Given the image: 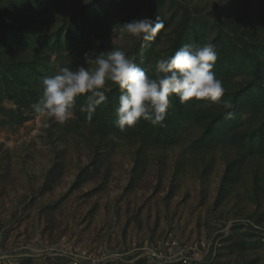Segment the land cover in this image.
Here are the masks:
<instances>
[{
    "label": "rangeland",
    "instance_id": "1",
    "mask_svg": "<svg viewBox=\"0 0 264 264\" xmlns=\"http://www.w3.org/2000/svg\"><path fill=\"white\" fill-rule=\"evenodd\" d=\"M93 1L61 0L60 10L42 18V35L72 21ZM150 1L105 0L99 25L82 46L75 44L83 55L74 69L94 66L85 64L86 56L116 48L133 56L135 46L143 43L152 45L148 72L156 74V61L169 52L184 11L175 0L154 6ZM179 2L191 12L193 43L197 39L198 45L212 44L218 34L212 24L216 14L233 21L244 13V27L260 21L264 36V0ZM21 8L28 12L33 6L25 2ZM153 10L165 24L153 40L121 31L122 24L133 19H153ZM8 35L10 30L1 25L2 44ZM245 62L218 71V78H226L225 91L250 78L251 64ZM3 106L14 105L5 98ZM203 106L216 111L219 105L204 101ZM250 116L248 112L240 116L246 130ZM80 123L75 114L64 123L35 114L16 129L0 125V264H249L252 260L264 264V230L253 227L264 226V192L257 201L254 191L256 169L264 191V154L247 158L239 180L222 197L233 151L227 147L203 155L185 151L199 135V127H190L189 137L167 148L124 137L104 155L106 151H98L88 128ZM247 144V149L257 150L256 145L249 147V140ZM141 146L144 162L138 158ZM207 163L209 170L204 169ZM171 240L198 250L186 263L151 254L152 249H166Z\"/></svg>",
    "mask_w": 264,
    "mask_h": 264
},
{
    "label": "trees",
    "instance_id": "2",
    "mask_svg": "<svg viewBox=\"0 0 264 264\" xmlns=\"http://www.w3.org/2000/svg\"><path fill=\"white\" fill-rule=\"evenodd\" d=\"M104 1L94 0L87 10L75 14L72 21L66 20L51 35L44 36L41 32V26L44 24L42 18L48 19L60 10L61 0L60 3L58 0H0L2 17L0 26L10 30V35L3 37V44L0 41V125L15 126L16 129L38 114L32 106L42 95L43 79L55 74L60 67L74 69L76 59L83 55L82 47L79 48L75 44L82 46V40L99 25L106 10ZM161 1L152 0L150 4L154 6ZM25 2L32 3L33 6L27 9L28 12L21 8ZM175 2L183 7L184 12L181 22L173 31L171 48L165 58L173 55L185 44L193 43L189 40L193 31L189 21L188 14L191 15L189 7L179 0ZM157 13L153 10V19ZM245 17L243 13L236 20L223 21L216 14L212 22L218 30L212 42L217 53L214 65L217 70L213 68L216 76L233 65L236 67L246 64L247 60L251 64L250 78L237 83L230 92L226 90L222 97L225 102L218 103L216 111L203 106L204 101L193 98L181 103L178 96H173L170 98L171 104L162 126L152 125L141 119L134 127L120 132L115 124V108L118 106L120 95L117 85H110L112 91L107 94L108 99L96 107L90 119L87 113L79 110L80 106L86 103L87 94L78 96L74 109L76 120L88 128L87 131L93 136L98 151L104 149L106 155L124 137L138 140L149 147H171L183 142V138L189 137V128L197 126L200 128L199 135L190 140L185 151L193 155H203L217 148L226 147L233 151V156L226 166L221 188V196L228 195L239 180L242 169H245L247 158H260L264 154V36L260 34L261 22L258 21L251 27H244ZM224 36H227L226 41ZM194 44L198 45L197 39L194 40ZM135 47L132 57H135L137 65L147 74L155 76L148 72L152 45L145 47L142 43ZM234 54H238L239 58H235ZM53 55L55 59H52ZM219 79L226 81V78ZM5 98L14 106L5 108L3 106ZM225 103L230 104L231 108H225ZM228 112L231 113L230 118L226 115ZM244 112L251 115L247 120V124H251L247 130L243 127L244 122H239ZM111 134H115L118 139H112ZM247 140L251 144L249 147L256 145L257 150L247 149ZM143 153L141 146L138 158L142 162L145 161ZM183 161L184 158L178 161L177 165L182 166ZM139 164L136 165V171ZM205 165L204 169L209 170L210 164ZM258 166L260 167L259 164ZM258 172L256 169L257 175L254 180L257 201L264 192L259 184ZM249 264H254V261Z\"/></svg>",
    "mask_w": 264,
    "mask_h": 264
},
{
    "label": "clouds",
    "instance_id": "3",
    "mask_svg": "<svg viewBox=\"0 0 264 264\" xmlns=\"http://www.w3.org/2000/svg\"><path fill=\"white\" fill-rule=\"evenodd\" d=\"M164 26L159 17L145 16L122 24L121 31L151 41ZM216 60L217 53L211 43L202 46L188 43L173 55L157 59L156 74L152 76L137 65L135 57L116 48L95 57L86 56L85 64L94 66L80 65L74 70L60 67L55 74L45 77L42 95L32 107L40 116L64 123L74 117L76 98L88 94L79 110L90 119L96 107L108 99L107 94L112 91L110 84H115L120 89L115 108V124L120 132L134 127L141 119L162 126L173 96H178L181 103L193 98L221 102L225 88L213 71ZM225 108L231 105L225 103ZM226 115L231 117L230 112ZM111 138L118 139L115 134ZM253 227L264 230L258 224Z\"/></svg>",
    "mask_w": 264,
    "mask_h": 264
},
{
    "label": "built area",
    "instance_id": "4",
    "mask_svg": "<svg viewBox=\"0 0 264 264\" xmlns=\"http://www.w3.org/2000/svg\"><path fill=\"white\" fill-rule=\"evenodd\" d=\"M198 250V247H194V245L189 246H180L175 242V240H171L168 247L164 250L152 249L151 254L154 256L166 257L168 259L174 260L175 258L180 259L182 262L186 263L191 260V255ZM82 257H86V251L81 252Z\"/></svg>",
    "mask_w": 264,
    "mask_h": 264
}]
</instances>
